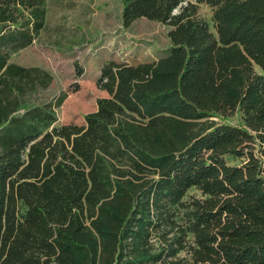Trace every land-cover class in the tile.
<instances>
[{"label":"trees","instance_id":"16d2710c","mask_svg":"<svg viewBox=\"0 0 264 264\" xmlns=\"http://www.w3.org/2000/svg\"><path fill=\"white\" fill-rule=\"evenodd\" d=\"M120 1L170 49L105 61L108 96L59 125L68 92L10 60L46 2L0 0V264H264V0Z\"/></svg>","mask_w":264,"mask_h":264},{"label":"rangeland","instance_id":"374dc122","mask_svg":"<svg viewBox=\"0 0 264 264\" xmlns=\"http://www.w3.org/2000/svg\"><path fill=\"white\" fill-rule=\"evenodd\" d=\"M50 7L52 25L41 42L25 53L13 55L12 60L31 65L28 67L42 68L53 76L49 87L40 92L41 99L68 92L58 110L59 125H84V116L96 110L97 100L108 96L97 87L99 66L107 58L115 55L119 62L129 60L135 63L158 59L170 49L168 32L171 27L141 18L124 28L120 0H50ZM198 15L214 32L212 10L201 4ZM53 22L63 25L56 26ZM77 33H84L85 38L77 37ZM65 36L71 39H65ZM53 47H57V51ZM51 50L55 51L53 55L49 52ZM228 122L241 124L240 113H235ZM226 161L229 165L239 166L243 159L226 156ZM194 193H197L195 189L190 191V194Z\"/></svg>","mask_w":264,"mask_h":264},{"label":"crops","instance_id":"0c3cea01","mask_svg":"<svg viewBox=\"0 0 264 264\" xmlns=\"http://www.w3.org/2000/svg\"><path fill=\"white\" fill-rule=\"evenodd\" d=\"M45 2H46V16H45V24H44V27H43V29L39 32V34H38V36L36 37V39L32 42V44H30L29 46H27V47H25V48H23V49H20V50H18L16 53H14L13 55H18V54H20V53H25L24 51H26V50H28V49H33L34 47H35V45L37 44V42H41V40H42V38H43V36H44V33L46 32V30H47V28L50 26V25H52V17L50 16L51 15V7H50V0H45ZM64 6V5H63ZM53 24H55L54 22H53ZM56 26H62L63 24H61V23H58V24H55ZM56 26H54V28L56 27ZM80 32H81V30H79ZM83 32V31H82ZM77 35V37H82V38H85V36H84V33L83 34H79V33H77L76 34ZM52 37H56V35H52ZM66 37H70V36H65V39H66ZM70 39H71V37H70ZM70 42V41H69ZM48 48H50V47H48ZM56 49H58L57 47H53V50H56ZM57 51V50H56ZM115 51V50H114ZM49 52H53L52 50L51 51H49ZM55 52V51H54ZM54 52L52 53V55L54 54ZM107 52V51H106ZM111 54H114V52H110ZM13 55L11 56V62H13ZM111 59H113V60H117L118 61V59H116V57H115V55L113 56V58L112 57H109V58H107V60H111ZM106 60V61H107ZM14 63V62H13ZM128 63H133V62H131V61H129L128 60ZM16 64H18V65H20V66H23V67H28V66H31V65H27V64H24V63H16ZM103 64V62L100 64V66H99V72H100V68H101V65Z\"/></svg>","mask_w":264,"mask_h":264}]
</instances>
